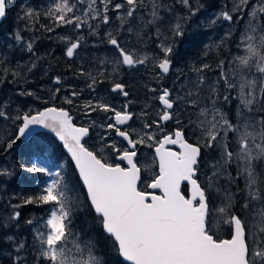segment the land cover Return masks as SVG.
I'll return each instance as SVG.
<instances>
[{"label":"snow or ice","instance_id":"1","mask_svg":"<svg viewBox=\"0 0 264 264\" xmlns=\"http://www.w3.org/2000/svg\"><path fill=\"white\" fill-rule=\"evenodd\" d=\"M177 2L187 14L175 17L176 23L169 28L173 39L184 35L185 25L202 7L194 6L192 0ZM149 8L151 18L147 24L150 25L164 23L166 17L160 15L161 9L166 13L174 12L163 0H51L42 13L27 8L23 18L34 21L40 15L47 17L52 26L41 27L49 32L61 27L79 30L87 26L96 34L99 26L96 22L110 24L115 15L121 26L132 32L133 23L137 19L143 21V12ZM222 8L224 10L210 23L222 20L230 25L243 24L238 39H233L234 34L229 31L221 44L232 39L236 51L244 54L229 53L231 59L219 60L215 80L205 75L213 70L212 66L201 64L191 69L197 74V80L188 87L195 88V94L191 90L183 92V87L176 85L160 89L156 99L161 110L157 118L151 120L147 119V112H142L140 118L145 122L139 132L119 127L128 125L135 116L128 110V104L119 111L102 101L85 105L91 112L114 113L115 122L101 127L114 130L115 136L122 138L126 146H118L117 140L111 139L102 144V151L108 150L127 166L108 162L82 143L95 122L78 127L68 111L56 107L45 108L35 115H17L16 119L22 121L18 128L20 136H24L31 125H42L56 133L70 153L76 175L66 173L63 166L52 170L43 161L26 169L49 179L35 195L20 197V204L11 205L10 216L0 219V254L6 243L10 249L8 264H27L26 257L20 253L28 246L15 234H9L12 228L20 227L22 214L16 209L25 205L48 206L41 216L24 220V224L30 226L36 264H109L105 257L111 250L115 252L112 264H116L119 257L131 264H264V0H232L230 7L224 4ZM6 15V0H0V18ZM106 35L108 44L117 53V68L143 65L151 59L158 69L157 77L170 72L174 46L167 42V37L159 45V53L141 57L135 49L126 50L118 33ZM14 39L19 43L23 36L17 31ZM60 39L67 44V57H73L82 46V37ZM33 43L25 44L29 53L33 52ZM7 62V56L0 51V64ZM7 72L5 67L4 73ZM87 75L92 81L88 87L93 89L97 80L91 73ZM181 76H184L182 72L177 84ZM59 81L60 77H56V83ZM112 91L124 97L129 95L122 83H114ZM22 94L33 95L31 92ZM77 95L72 93L73 97ZM67 102L72 103V100ZM181 104L185 107L180 108ZM189 105L198 109V113L196 120H192L193 113L189 112L185 125L180 116L188 111ZM0 119L11 117L6 110H0ZM173 120L174 130L165 133V123ZM189 131L196 138L194 143L187 139ZM104 139L101 136V140ZM5 143L10 149L15 141ZM140 145H154L158 158V172L145 185V190L138 187ZM167 145H179L180 151H172ZM203 150H214L218 156L211 164L212 175L205 174L201 182ZM229 169H234L235 175ZM11 175L8 168H0V177ZM239 179L244 181L243 188L239 186ZM184 182L190 185L187 196L181 189ZM155 190H159V195ZM224 227L228 238L222 239L217 233ZM13 248L14 256L11 255Z\"/></svg>","mask_w":264,"mask_h":264},{"label":"rangeland","instance_id":"2","mask_svg":"<svg viewBox=\"0 0 264 264\" xmlns=\"http://www.w3.org/2000/svg\"><path fill=\"white\" fill-rule=\"evenodd\" d=\"M17 2V12L15 13L14 21L9 23V25H11L10 27L5 26L0 31V51L4 52L8 61L6 64H0V110H6L11 117V119H0V148H5V142L13 140L16 136L22 122L16 119L17 115L22 116V111L24 110L28 113L34 111V107L31 106L34 95L41 101L46 100L47 102L51 100L53 102V100H60L63 104H68L67 100L71 99L80 120H86L89 126L92 122H95V126L91 127L92 130H94V134L92 133L91 138L87 141V145L97 150L99 153L98 155L107 159L108 162L115 163V156L106 149L102 151V144L110 142L111 139H115L118 142V146L123 147L126 145L122 142V138L115 136L114 130L101 127V125L115 122L114 113H105L101 111L91 112L85 107L86 104L89 102L95 103L96 101H102L110 104L118 111L123 110V106L128 104V110L135 113V116L133 120L128 122L127 130L131 131L132 129H136L137 132H139L142 124L145 122L140 118V114L142 112H147V119L151 120L156 119L157 114L161 110V105L156 99L160 89L172 88L173 85H176L178 88L183 87V92L191 90L194 94L196 93V89H189L188 85L197 80V74L192 72L191 69L199 67L201 64H198V58L191 56L188 57V59L180 60L183 48L185 49L186 47L184 43L188 45L191 41H189L187 37L183 38V36L173 39L169 31L170 26L176 23V16H185L187 14L186 9H184L177 0H163L166 6L174 8L173 13H166L164 9H161L160 15L166 17L163 24H147V20L151 18L148 14L150 11L149 8L147 11L143 12V21L137 19L133 23L132 32L126 31V26L122 27L120 21L116 19L115 15H112L110 24L104 25L99 24L98 21L96 22L99 25L96 34H93L87 26L79 30L61 27L55 28V30L51 32L46 31L45 28L41 26L48 25L51 27L52 22L49 19L43 20L41 19V15L34 21L26 20L23 17L24 11L29 7L35 8L38 12H41L44 11L48 5L43 4L41 0H17ZM192 2L194 6H202L200 12L185 25L194 29L197 27L198 19L205 18L206 16L211 22L214 17L224 10L222 5L228 4L230 7L232 0H192ZM206 6L208 7L207 10ZM38 22H41V25L38 24ZM210 22L208 24L210 27L209 32L211 33L209 37L201 42L200 40L195 41L194 44L189 47V51L193 50L196 54L199 51H203L202 53L205 59H208L206 55H209V53L213 54V57L209 58L214 61V65L210 64L213 70L207 71L205 75L209 79L215 80L218 76L216 62L226 57L231 59L229 53L232 55L244 54L242 51L239 53L236 51V44L233 43L232 39H228L224 44H221L222 38H224L226 32L232 31L234 34L233 39H238V33L243 30L244 26L243 24L230 25L228 22L222 20H217L215 24ZM141 25L143 26L141 27ZM17 31L23 36V40L19 43L14 39V33ZM158 31L160 35H158ZM108 32L118 33V38L126 50L135 49L137 54L141 57L145 54L149 57H153L159 53V45L162 40L167 37V42L174 46V54L172 56L173 65L170 72L157 77L156 73L158 69L154 67V62L151 59L143 65H134L132 67L121 65L117 68L115 63L117 60V53L113 46L107 42L106 34ZM64 36H69L73 40L82 37V46L77 50V54L74 55V59L72 60L68 59L65 54L67 44L60 39V37ZM29 41H34L32 53H29L25 47V44ZM7 45H11L12 47L7 48ZM33 64L35 67H32ZM5 67L8 69L7 74L4 73ZM114 68H117V70L114 71ZM50 71L55 73V77H60L61 85H57L55 88L49 87L48 91L43 84H45L46 80H49ZM15 72H19L20 75L14 77L13 73ZM181 72L184 76L188 77V79L185 80L184 76H181L180 82L177 84V77ZM81 73L84 74L82 75ZM88 73H91V76L95 77L97 80L93 89L88 87L92 82L91 77L87 75ZM36 74L42 78L36 81V83L41 81V85L38 87L36 84V87L33 86ZM53 82H55V80ZM114 83L124 84L129 95L124 97L123 95L113 92L112 88ZM57 88L60 89L59 92L56 91ZM45 89L47 91H45ZM152 89H156L157 91L153 92ZM27 92H31L33 95L22 94ZM73 92L78 93V95L73 97ZM183 92L181 94H183ZM47 93L48 98L46 96ZM204 95H207V91L204 92ZM232 95L235 96L236 93L233 92ZM184 107V104L180 105V108ZM179 110L180 109H177V111ZM189 112L193 113L191 119L196 120L198 109H194L190 105L188 106V111L180 116V119L185 122V125L188 120ZM173 125H175L174 120L171 121V123L166 122L164 125V132L169 133V129ZM110 133L112 134L110 135ZM101 136L105 138L103 141L101 140ZM134 138L136 137L134 136ZM40 139L41 138H39V140ZM187 139L191 143H194L196 140V138L191 135L190 131ZM168 148L180 151L179 148L175 146L169 145ZM203 151H205V154L200 164L201 182H203L205 174L208 176L212 175L213 169L211 168V164L214 163L215 158L218 156V152L214 150ZM138 153L139 157L137 161L143 169L145 181L143 186L145 188V185L149 183L156 172H158V159L155 156L154 145H140L138 146ZM45 158L47 157L40 156L39 158H35L34 162L43 161L49 166V162ZM0 168H8L11 172L10 162L7 157L0 158ZM51 168L55 170V166ZM229 170L235 175L234 169ZM7 177L9 176L0 177V219H6L13 211L11 205H14V203L9 200L10 197L8 195L3 194L6 189ZM47 178L48 177L44 176V181H46ZM238 183L240 188L244 187L243 179H239ZM233 191H236L235 187H233ZM236 194L239 198V193L237 192ZM16 210L20 211L23 215L20 208ZM42 214L37 212V214L33 215L39 217V215ZM18 231L19 230H17V234ZM12 234L14 233L10 235ZM217 235L222 239L225 237L228 238L227 228H222ZM6 245L5 243L4 246ZM4 246L3 252L0 255H2V257L5 256L3 258L9 260L10 249ZM29 254L33 255V250L31 248ZM11 255H15L14 248L11 249ZM20 255L26 257L28 261V256L25 251H22ZM34 256H36L35 251L33 257ZM1 262L2 260H0V264ZM27 264H30V262H27Z\"/></svg>","mask_w":264,"mask_h":264},{"label":"trees","instance_id":"3","mask_svg":"<svg viewBox=\"0 0 264 264\" xmlns=\"http://www.w3.org/2000/svg\"><path fill=\"white\" fill-rule=\"evenodd\" d=\"M43 4L49 5L51 3V0H41ZM7 3V15L3 22L0 24V31L3 27H10L9 23L11 21H14L15 19V13L17 12V0H6ZM208 7L206 6V10ZM43 11H41L42 13ZM203 15V14H202ZM41 19L45 20L48 19L47 17L41 15ZM11 17V19H10ZM210 20L208 17L205 16V18L198 19V24L196 28H190V26H185V31L183 38L187 37L189 38L190 44L184 43L186 46L185 49L183 48L182 57L180 60L188 59V57H194L198 58V64H212L214 65V61L210 60V57H213L212 53H209V55H206L208 59H205L203 56V51H199L197 54L196 52H193V50L189 51V47H191L195 41L200 40L203 41L207 37H209V24ZM38 24H41V22H38ZM218 63V62H216ZM185 67V66H182ZM64 69V68H62ZM43 136V138H42ZM40 140L38 137L34 141H30L27 143H23L21 145H18L16 148H14L12 151H9L8 154L4 157H7V159L10 162V170L12 175L7 177V184L4 195H8L10 198L9 200L14 204H20L21 199L20 197H27L30 195H35L37 192H39L40 188L44 184V176L40 173H30L26 171L27 168L32 167L35 162V157H47V159L51 164L49 167L55 166H63L64 171L70 175H73L75 177V166L71 159L68 157L66 152L63 149V146L55 139L53 135H42ZM46 138V139H45ZM7 149V145L0 148V151H5ZM205 154V151H204ZM11 179V180H10ZM48 180V178H47ZM46 180V181H47ZM77 185H79V181L76 180ZM80 191H83L82 186L80 187ZM184 191H186V188H184ZM11 195V196H10ZM83 199V196L82 198ZM48 206L45 205L43 207H37L35 205H25L21 207L23 215H21L20 220V227H14L11 231L17 236L19 240H22L25 242V244L28 246V248L25 250V253L28 256V261L30 264H36L34 251L33 255L30 253V248L33 244V238L32 234L30 232V226L24 224V220H27L29 218H35V215L37 212H40V214L45 213ZM33 213V214H32ZM41 216V215H39ZM80 219H83L81 217ZM80 220H77V223H79ZM18 234H17V230ZM5 247V246H4ZM32 249V248H31ZM5 257V256H3ZM115 257L114 250H111L109 252V255L105 257V259L109 262V264H112V260ZM1 264H8V259H2ZM116 264H130L129 262L124 261L121 257L116 259Z\"/></svg>","mask_w":264,"mask_h":264},{"label":"flooded vegetation","instance_id":"4","mask_svg":"<svg viewBox=\"0 0 264 264\" xmlns=\"http://www.w3.org/2000/svg\"><path fill=\"white\" fill-rule=\"evenodd\" d=\"M74 57V56H73ZM73 57H69V58H72V59H74ZM68 58V57H67ZM68 58V59H69ZM50 59V58H49ZM72 59H70V60H72ZM51 60V59H50ZM41 77L38 75L37 76V74L35 75V82H33V86H35V84L37 85V87L39 86V85H41V81H38L37 83H36V81L37 80H39ZM42 79V78H41ZM55 80V82H53ZM43 85H45V87L48 89V91H49V87L50 88H55V86H57V85H61V81H59V83H56V77H55V73H53V72H51L50 71V75H49V80H46V82H45V84H43ZM36 87V86H35ZM45 91H47L46 89H45ZM49 94H50V92H49ZM46 96H47V98H48V93L46 94ZM27 105H28V103H27ZM31 106H33L34 107V111L32 112V113H30V114H35V113H37V112H39V111H42V110H44L45 108H48V107H57V108H63V109H65V110H67L68 112H69V114H70V116L73 118V120H74V122L76 123V124H78V125H81V126H89L88 125V122L86 121V120H80V118L78 117V114L76 113V111H75V107H74V105H73V103H68V104H63V103H61V101L59 100V101H54L53 100V102L51 101V100H49V101H47L46 102V100H43V101H41L40 99H38V97L36 96V95H34V100H33V102L31 103ZM36 106V107H35ZM22 113H23V115L25 114V113H28L26 110H24V111H22ZM85 114V113H84ZM84 118V117H83ZM171 123V122H170ZM21 124H22V122H21ZM175 126L176 125H173L170 129H169V132H172L173 130H174V128H175ZM127 125H125V126H123V127H120L121 128V130H127ZM92 133L94 134V130H92V128L90 127V135L87 137V138H85L84 139V144L88 147V148H90L91 150H93L94 152H96L97 153V155L99 154L98 153V151L97 150H95V149H92L91 147H89L88 145H87V141L91 138V136H92ZM50 135L49 133H47V132H40V133H38V134H36V135H34L33 137H32V139H30L28 142H30V141H34L35 139H36V137H41L42 135ZM112 133H110V135H111ZM16 137V136H15ZM15 137H14V139L13 140H15ZM43 137V136H42ZM27 143V142H26ZM8 150V148L5 150V151H7ZM3 152H0V154H2ZM8 154V153H7ZM6 154V155H7ZM99 156V155H98ZM138 157H139V153H138ZM0 158H4V157H0ZM35 158H38V157H35ZM47 160V159H46ZM48 161V160H47ZM49 162V161H48ZM115 163H121V165L122 166H126L125 165V162H120L119 160H115ZM115 163H113V164H115ZM50 162H49V166H50ZM143 170V169H142ZM145 181H144V176L142 177V181H141V183H140V188L142 189V190H145V188H144V186H143V183H144ZM11 233H13V231H11L10 232V234ZM5 247H7V246H5Z\"/></svg>","mask_w":264,"mask_h":264},{"label":"water","instance_id":"5","mask_svg":"<svg viewBox=\"0 0 264 264\" xmlns=\"http://www.w3.org/2000/svg\"><path fill=\"white\" fill-rule=\"evenodd\" d=\"M5 19V17L4 18H0V24L3 22V20ZM57 108V107H56ZM65 110V109H64ZM43 111V110H42ZM67 111V110H66ZM36 114V113H35ZM35 114H32V115H35ZM72 122L76 125V126H78V127H80L81 125H78V124H76L74 121H73V118H72ZM21 126H22V124H21ZM20 126V127H21ZM123 126H125V125H121L120 127H123ZM42 131H44V132H49V133H51L55 138H56V140L63 146V149H64V151L67 153V155L70 157V159H71V156H70V153H68V151H67V149L64 147V145H63V142L62 141H60L59 140V138L56 136V133L52 130V129H50V128H45L44 126H42V125H31L30 127H29V130L26 132V134L24 135V136H20L19 135V132H17L18 133V135H17V138H16V140H15V143H18V142H21V143H23V142H26V141H28L29 139H31L32 138V136L33 135H35V134H37V133H39V132H42ZM90 134V133H89ZM85 138H87V137H85ZM84 138V139H85ZM84 139L82 140V143H84ZM190 142V141H189ZM191 143V142H190ZM169 145H167V147H168ZM177 148H179V150H180V147H179V145H175ZM86 147V146H85ZM171 149V148H170ZM90 150V149H89ZM172 151H176V152H179L178 150H176V149H171ZM90 151H92V150H90ZM158 159V158H157ZM73 164H74V162H73ZM125 164H126V162H125ZM122 166V165H121ZM127 166V165H126ZM137 166L141 169V180H142V168L139 166V164H138V162H137ZM123 167V166H122ZM141 182V181H140ZM140 182H139V184H138V187L140 186ZM184 184H187V182H184V183H182V185H181V189H182V191H183V185ZM188 185V184H187ZM189 187H188V191H189V193H190V185H188ZM156 191V194L157 195H159V190H155ZM186 195V194H185ZM187 196V195H186ZM122 259H123V257H122ZM124 260V259H123ZM124 261H126V260H124ZM126 262H129V261H126ZM129 263H131V262H129Z\"/></svg>","mask_w":264,"mask_h":264},{"label":"bare ground","instance_id":"6","mask_svg":"<svg viewBox=\"0 0 264 264\" xmlns=\"http://www.w3.org/2000/svg\"><path fill=\"white\" fill-rule=\"evenodd\" d=\"M41 25V24H40ZM29 26V25H28ZM27 26V27H28ZM34 31V30H33ZM40 34V33H39ZM51 54V53H50ZM61 54V53H60ZM51 56V55H50ZM53 58V57H52ZM65 58V57H64ZM69 58V57H68ZM74 58V57H73ZM44 59H45V57H44ZM69 59H72V58H69ZM54 61V60H53ZM20 84V83H19ZM88 84V83H87ZM23 86V85H22ZM87 87V86H86ZM18 132V131H17ZM38 134V133H37ZM17 135H18V133L16 134V137H15V140H16V138H17ZM36 135V134H35ZM34 136V135H33ZM32 136V137H33ZM32 139V138H31ZM14 140V141H15ZM30 140V139H29ZM28 140V141H29ZM28 141H26V142H28ZM26 142H23V143H26ZM23 143H21V142H18V143H14L13 145H12V147L10 148V149H8L7 151H3V153L2 154H0V157H4V156H6V154L9 152V151H12L14 148H16L18 145H21V144H23ZM11 180V179H10ZM19 230V229H18ZM7 246V245H6Z\"/></svg>","mask_w":264,"mask_h":264}]
</instances>
